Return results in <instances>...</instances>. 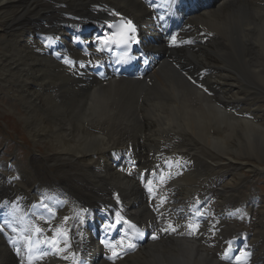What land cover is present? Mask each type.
<instances>
[{"label": "bare ground", "instance_id": "1", "mask_svg": "<svg viewBox=\"0 0 264 264\" xmlns=\"http://www.w3.org/2000/svg\"><path fill=\"white\" fill-rule=\"evenodd\" d=\"M125 17L139 23L151 57L144 78L99 80L68 66L66 58L93 60L81 46L98 53L90 43L109 19ZM3 19L0 72L19 73L25 123L49 143L42 159L78 169L53 189L33 170L4 165L0 178L15 176L4 195L20 218L12 225L0 216V264H231L243 256L244 242L231 234L245 241L251 232L229 226L232 209L221 207L236 199H215L231 166H242L224 154L228 142L243 134L241 143H264V93L251 88L264 91V0H0ZM195 195L213 204L203 221ZM126 220L147 232L143 245ZM209 232L213 246L202 242Z\"/></svg>", "mask_w": 264, "mask_h": 264}, {"label": "rangeland", "instance_id": "2", "mask_svg": "<svg viewBox=\"0 0 264 264\" xmlns=\"http://www.w3.org/2000/svg\"><path fill=\"white\" fill-rule=\"evenodd\" d=\"M6 25V20L3 19L0 21L1 36H6ZM27 33L29 34V31H27ZM1 46L0 43V52H3ZM188 58L195 60V58L190 55H188ZM0 60L3 61V59ZM14 61L21 63L25 62V59L20 57L15 58ZM14 67L15 66L11 67L14 73H6L7 70L0 72V173H3L4 165L7 164L5 161L14 160L13 168L18 165L27 170H33V173H37V177H39L40 180L42 179V183L49 185L54 184V187L58 186V182H60L64 176H69L73 172H77L78 167L65 159L52 162L50 160L45 162L42 159V155H46V147L49 146V143L48 141H36L33 139L25 123L27 113L20 99L21 87L15 78V75L19 73L15 72L16 70ZM6 76H8L9 79H6ZM251 88L257 94L264 93L259 87ZM42 104L44 108H48L46 103L42 102ZM262 128L264 129V127ZM234 138L230 143L228 142L229 146L232 147L231 153L226 151L224 154L226 153L225 155H227L228 158L233 159L231 161L237 162L242 166H240V168H235L234 165L231 166V164H229L232 167L233 174L228 177V181H226L225 184L220 185L225 187L226 191L224 194L218 195V199H215V202H222V198L224 199L226 196L235 198L234 205L229 204L230 207L225 204L221 205L223 209L229 210V212L232 209L227 224L229 226L234 225L233 227L235 230L246 227V229L248 230L249 228L248 231L251 232L245 241H241L244 243H240L239 248V251L244 249V253L249 254L248 257H240L238 256L240 254H236V258L232 259L231 264H262V262H264V175H262L261 172L264 169V143L253 136H251L250 144L246 145L245 143H241L244 141L243 134H238ZM219 150L223 153L221 147ZM49 153H52V151L49 150ZM216 156H218V154H216ZM219 157L220 159H225L222 154H220ZM222 162L226 163L225 161ZM7 172L11 171L7 170ZM14 172L13 170L12 173ZM15 175L18 177L16 172ZM161 177H163V180H161ZM2 178H0V197L5 198L6 196H10V194L4 195L3 191L9 189L7 183L8 178L7 175L5 179ZM167 178L168 175L165 173L161 175L157 181L159 183H164ZM218 179L219 178L216 180V184L219 185L220 182ZM212 183L213 186L216 185L213 180ZM212 188L214 189V187ZM63 189H65L64 183ZM211 205H213L211 201H208L202 206L204 209L201 207V210H208ZM243 207L245 208L243 211L236 212V208L240 209ZM245 213H247V216L244 219L243 216ZM36 214L42 216L40 213ZM200 227L204 230H209V226L207 225H200ZM18 229H21V227ZM214 234L215 232H209L207 238H204L202 242L206 245L213 246L217 242ZM231 238L234 241L239 239L238 233L231 234ZM247 243L249 246L246 245Z\"/></svg>", "mask_w": 264, "mask_h": 264}, {"label": "snow or ice", "instance_id": "3", "mask_svg": "<svg viewBox=\"0 0 264 264\" xmlns=\"http://www.w3.org/2000/svg\"><path fill=\"white\" fill-rule=\"evenodd\" d=\"M155 238H156V237H153V239H155ZM129 247H130V248H134L135 245H129ZM114 255H115V253H114ZM248 255H249L248 253H244V254H243V256H244L245 258H247Z\"/></svg>", "mask_w": 264, "mask_h": 264}]
</instances>
